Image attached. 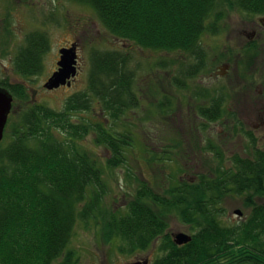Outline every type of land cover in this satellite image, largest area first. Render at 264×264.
Returning a JSON list of instances; mask_svg holds the SVG:
<instances>
[{
    "label": "trees",
    "instance_id": "obj_1",
    "mask_svg": "<svg viewBox=\"0 0 264 264\" xmlns=\"http://www.w3.org/2000/svg\"><path fill=\"white\" fill-rule=\"evenodd\" d=\"M68 1L91 7L115 37L131 45L187 54L193 62L180 70L186 78L203 70L204 36L220 33L229 9L264 15V0ZM50 47L46 31L30 32L15 56L16 71L24 77L42 73ZM131 60L126 50H95L88 89L69 96L63 109L32 103L16 120L12 110L0 143V264H80L78 252L70 248L75 226L98 215L108 193L102 162L81 140L95 132L96 144L110 151V169L127 161L132 132H121L116 124L139 101ZM175 80L186 86L180 77ZM0 84L13 94L14 104L29 98L22 83L3 79ZM95 98L110 123L74 120L76 112L91 110ZM162 103L165 111L170 105ZM223 104L215 97L198 112L217 121L225 115ZM246 134L256 144L253 134ZM217 158L222 159L220 152ZM228 196H244L251 210L245 220L225 223L223 202ZM261 199L264 149L256 146L250 156L232 157L229 167L221 160L197 180L177 181L162 193L143 181L125 212L114 210L103 218V231L108 241L119 240V250L129 254L159 241L160 255L152 264H264ZM172 215L193 231L188 243L179 245L169 232Z\"/></svg>",
    "mask_w": 264,
    "mask_h": 264
},
{
    "label": "rangeland",
    "instance_id": "obj_2",
    "mask_svg": "<svg viewBox=\"0 0 264 264\" xmlns=\"http://www.w3.org/2000/svg\"><path fill=\"white\" fill-rule=\"evenodd\" d=\"M35 30L48 33L51 47L45 54L42 73L24 77L16 71L15 56L26 36ZM73 42L78 44L80 63L71 79L73 85L47 88L59 67L60 50ZM131 44L115 37L91 7L75 1H0V80L24 84L29 95L27 100L15 102L12 120L32 103L63 109L69 96L88 89L93 51L120 49L132 54L130 67L135 72L134 90L139 101L116 124L121 132H132L127 161L110 169V151L96 144L95 132L81 140L102 162L108 193L98 215L87 222L79 220L75 226L70 248L78 252L80 264H126L144 258L154 261L160 255L159 241L147 250L129 254L119 250V240L108 241L103 231V218L114 210L125 212L143 181H150L162 193L177 181L197 180L216 169L221 160L229 167L232 157L250 156L256 146L264 149V15L229 9L220 33L205 34V65L193 78L180 71L193 62L187 54ZM162 61L169 65L163 66ZM177 77L186 86H179ZM215 97L223 99L225 115L209 121L198 111ZM162 102L170 105L165 111ZM92 103L91 110L76 112L74 120L110 123L101 101L95 98ZM246 131L253 134L256 144ZM168 155L173 161L161 160ZM223 205L225 223L243 221L251 211L244 204V196H228ZM169 224L172 237L193 232L176 215L170 216Z\"/></svg>",
    "mask_w": 264,
    "mask_h": 264
},
{
    "label": "water",
    "instance_id": "obj_3",
    "mask_svg": "<svg viewBox=\"0 0 264 264\" xmlns=\"http://www.w3.org/2000/svg\"><path fill=\"white\" fill-rule=\"evenodd\" d=\"M61 58L58 61L59 68L46 83V87L54 89L63 84L71 86L72 77L78 73V45L74 43L70 47H64L60 50ZM15 98L13 94L0 84V143L4 139L5 129L13 109ZM176 243L183 245L191 241L190 234L180 232L174 235ZM126 264H149V259L130 262Z\"/></svg>",
    "mask_w": 264,
    "mask_h": 264
},
{
    "label": "flooded vegetation",
    "instance_id": "obj_4",
    "mask_svg": "<svg viewBox=\"0 0 264 264\" xmlns=\"http://www.w3.org/2000/svg\"><path fill=\"white\" fill-rule=\"evenodd\" d=\"M261 20H263V19H261ZM72 45V44H71ZM71 45H69V46H66V47H70ZM79 64L80 63H78V69H79ZM59 68V67H58ZM73 83H74V81H73ZM73 83H72V85H73ZM144 259H149V264H152V261H151V259L150 258H144ZM140 259H137V260H134V261H131V262H136V261H139ZM128 263H130V262H128Z\"/></svg>",
    "mask_w": 264,
    "mask_h": 264
}]
</instances>
